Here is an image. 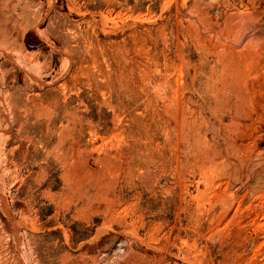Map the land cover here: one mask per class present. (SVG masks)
<instances>
[{
  "label": "rangeland",
  "instance_id": "rangeland-1",
  "mask_svg": "<svg viewBox=\"0 0 264 264\" xmlns=\"http://www.w3.org/2000/svg\"><path fill=\"white\" fill-rule=\"evenodd\" d=\"M263 69L264 0H0V264H264Z\"/></svg>",
  "mask_w": 264,
  "mask_h": 264
},
{
  "label": "bare ground",
  "instance_id": "bare-ground-1",
  "mask_svg": "<svg viewBox=\"0 0 264 264\" xmlns=\"http://www.w3.org/2000/svg\"><path fill=\"white\" fill-rule=\"evenodd\" d=\"M244 3V2H243ZM236 4V3H235ZM238 4V3H237ZM236 4V5H237ZM237 7H238V5H237ZM241 7V6H240ZM242 8V7H241ZM243 11H246V10H248V6H246V5H244L243 6ZM242 9L240 10V8H239V10L241 11V12H243L242 11ZM252 9V8H251ZM242 15H244V14H242ZM239 16H240V13H239ZM244 67V66H243ZM242 69V68H241ZM229 70H230V68H229ZM264 70V69H263ZM222 76V75H221ZM222 78V77H221ZM119 80V79H118ZM232 80V79H231ZM132 81V80H131ZM126 82V81H125ZM221 82H222V80H221ZM118 83V82H117ZM119 84V83H118ZM131 90H132V88H131ZM166 245V244H165ZM157 246H159V248H161V246L158 244ZM156 250V249H155ZM161 251V250H160ZM163 251V250H162ZM158 254H160V253H158ZM174 256V255H173ZM157 257V256H156ZM163 257V256H162ZM162 261V260H161ZM160 260H159V262L157 263V264H162V262H161ZM156 263V262H155Z\"/></svg>",
  "mask_w": 264,
  "mask_h": 264
}]
</instances>
